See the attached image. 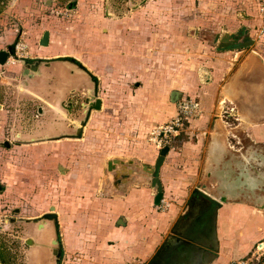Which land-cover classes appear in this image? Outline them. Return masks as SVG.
<instances>
[{
  "label": "rangeland",
  "instance_id": "rangeland-1",
  "mask_svg": "<svg viewBox=\"0 0 264 264\" xmlns=\"http://www.w3.org/2000/svg\"><path fill=\"white\" fill-rule=\"evenodd\" d=\"M263 3L0 0V51L13 46L0 63V264H104L93 260L94 228L108 232L113 222L103 201L136 195L139 186L156 196L152 171L163 147L178 171L184 144L201 143L187 185L175 193L170 171L159 176L163 198L200 195L204 147L221 135L238 154L260 148L247 162L262 163L263 184L255 187L253 175L249 197L264 200V90L256 91L264 85ZM45 33L48 45H41ZM249 39L252 45L238 47ZM229 79L256 89L246 93L245 121L233 103L220 107ZM51 206L57 226L44 218ZM85 216L94 228L84 227ZM261 233L238 235L219 251L211 244L205 263L264 264Z\"/></svg>",
  "mask_w": 264,
  "mask_h": 264
},
{
  "label": "crops",
  "instance_id": "crops-1",
  "mask_svg": "<svg viewBox=\"0 0 264 264\" xmlns=\"http://www.w3.org/2000/svg\"><path fill=\"white\" fill-rule=\"evenodd\" d=\"M255 11H250V14L255 15ZM241 52L236 51L235 56L238 57ZM252 72L253 69H246L244 74L252 75ZM252 90L256 89L250 84H236L229 79L219 91L223 94L220 107L226 100L233 103L238 109V115L245 121L251 116V112L245 107L244 101L248 91ZM262 90L264 85L259 84L256 91ZM256 112L257 116H261V109ZM203 122L198 120L197 124ZM225 141L226 137L220 135L214 138L213 145L204 147L207 166L203 163V170L207 180H203V192L219 199L220 204H213L202 195L185 197L180 201H169L165 196L159 203H155V194L147 186L136 187V195L105 199L103 204L106 205L109 218L113 220L105 221L108 222L110 231L97 230L94 228L93 218L91 221L86 216L84 218V227H93L96 231L94 237L100 240L96 245L93 244L98 246L93 260L104 264H206L205 261L214 252L211 244L215 243L219 251L220 246L236 245L238 235H261L264 232V200L260 194L253 198L249 195L254 187L253 175L256 177L255 187H261L263 174L256 172L255 165L247 162L250 154L244 148L239 149L238 154L234 149L228 148ZM200 144V141L197 144L187 142L180 149L181 164L184 166L181 170H174V161L170 159L173 156L171 151L165 156L159 176L166 172L165 179H168L170 171L172 179L170 178L169 188L175 193L177 187L188 184L189 167L195 156L200 155ZM174 173H178L181 179L174 180ZM162 203L168 207L159 209L163 206ZM47 233L48 230L44 229V236ZM238 250L234 246L231 252ZM38 252L42 256L43 249Z\"/></svg>",
  "mask_w": 264,
  "mask_h": 264
},
{
  "label": "water",
  "instance_id": "water-1",
  "mask_svg": "<svg viewBox=\"0 0 264 264\" xmlns=\"http://www.w3.org/2000/svg\"><path fill=\"white\" fill-rule=\"evenodd\" d=\"M48 41H49V34L48 33H45L43 35L42 39L40 40V44L41 45H48ZM253 43H254V40L253 39H249L245 43L238 44V47H246V46L252 45ZM11 52H12V48L11 47L8 48V51H4V50L0 51V63H4L6 61L8 55ZM61 58H69L70 60L77 62L80 67H84L74 57H61ZM94 107L96 109H100L101 108V100L100 99H97L96 100V102L94 104ZM168 151H169V148L168 147H163L160 150L159 155H158V157H157V159L155 161V164H154V169L152 171V176H153L152 185L153 186H156L157 187V191H158V193L155 196V203H159V201L162 198V183H161V180L159 178V170H160L161 166L163 165L165 156L167 155ZM202 189H204V187H202ZM196 193L204 196L206 199H208L209 201H211L213 204H220L219 199H217L215 197H212L211 195L203 192V190L196 189ZM221 201H223V200L221 199ZM44 218L50 219V220H54L56 222V226L58 225L57 224L58 216L54 212V206H51L50 207V212H47V213L44 214Z\"/></svg>",
  "mask_w": 264,
  "mask_h": 264
},
{
  "label": "flooded vegetation",
  "instance_id": "flooded-vegetation-1",
  "mask_svg": "<svg viewBox=\"0 0 264 264\" xmlns=\"http://www.w3.org/2000/svg\"><path fill=\"white\" fill-rule=\"evenodd\" d=\"M11 48H12V52H13V46H10ZM244 149H245V151H247L248 152V154H252V152L254 151V153H256L257 155H254V156H256V157H260L261 155H262V153H261V151H260V148H258V150H255V149H253V148H251V147H248V148H246V147H244ZM256 151V152H255ZM260 162V161H259ZM261 162L260 163H258V165L260 166H258L257 168H256V163H254V165H255V171L257 172H262V174H263V171H262V168H261ZM264 164V163H263Z\"/></svg>",
  "mask_w": 264,
  "mask_h": 264
},
{
  "label": "built area",
  "instance_id": "built-area-1",
  "mask_svg": "<svg viewBox=\"0 0 264 264\" xmlns=\"http://www.w3.org/2000/svg\"><path fill=\"white\" fill-rule=\"evenodd\" d=\"M260 13H261V17H262V19H263V23H262V26H261V31H263V35H264V3H263V5L262 6H260ZM263 243V242H262ZM260 244L261 243H259L258 244V246H257V249L258 250H261V249H263L264 248V245L262 246V247H259L260 246ZM127 264H141V263H127Z\"/></svg>",
  "mask_w": 264,
  "mask_h": 264
},
{
  "label": "bare ground",
  "instance_id": "bare-ground-1",
  "mask_svg": "<svg viewBox=\"0 0 264 264\" xmlns=\"http://www.w3.org/2000/svg\"><path fill=\"white\" fill-rule=\"evenodd\" d=\"M38 228L44 230V229H45V228H44V224H39V225H38ZM51 242L55 243L56 241H55V240H51ZM263 245H264V243H261L259 247H262Z\"/></svg>",
  "mask_w": 264,
  "mask_h": 264
},
{
  "label": "trees",
  "instance_id": "trees-1",
  "mask_svg": "<svg viewBox=\"0 0 264 264\" xmlns=\"http://www.w3.org/2000/svg\"><path fill=\"white\" fill-rule=\"evenodd\" d=\"M0 256L2 257V254L0 253Z\"/></svg>",
  "mask_w": 264,
  "mask_h": 264
}]
</instances>
